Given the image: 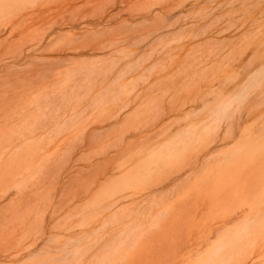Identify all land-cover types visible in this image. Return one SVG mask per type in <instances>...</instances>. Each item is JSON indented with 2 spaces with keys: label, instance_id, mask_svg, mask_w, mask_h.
<instances>
[{
  "label": "rangeland",
  "instance_id": "rangeland-1",
  "mask_svg": "<svg viewBox=\"0 0 264 264\" xmlns=\"http://www.w3.org/2000/svg\"><path fill=\"white\" fill-rule=\"evenodd\" d=\"M263 50L264 0H0V264H67L54 259L90 246L70 264L109 263L124 240L111 264H264V221L249 223L264 217V84L214 142L147 163L244 86ZM235 152L242 161L223 162Z\"/></svg>",
  "mask_w": 264,
  "mask_h": 264
},
{
  "label": "bare ground",
  "instance_id": "bare-ground-1",
  "mask_svg": "<svg viewBox=\"0 0 264 264\" xmlns=\"http://www.w3.org/2000/svg\"><path fill=\"white\" fill-rule=\"evenodd\" d=\"M88 1V0H87ZM196 1H199V0H196ZM187 2V1H186ZM36 3V2H35ZM188 4V3H187ZM181 6V5H180ZM185 6V5H184ZM194 6V5H193ZM14 8V7H13ZM45 9V8H44ZM62 15V14H61ZM104 15V14H103ZM59 19V18H58ZM25 21V20H24ZM27 21V20H26ZM51 21V20H50ZM64 22V21H63ZM30 23V22H29ZM55 23V22H54ZM39 24V23H38ZM66 25V24H65ZM95 26V25H94ZM59 27V26H58ZM70 30V29H69ZM73 30V29H72ZM75 30V29H74ZM31 40V39H30ZM179 40V39H178ZM177 40V41H178ZM32 41V40H31ZM21 42V41H20ZM179 42V41H178ZM31 43H29V45H30ZM33 44V43H32ZM23 45V44H22ZM22 51V50H21ZM175 51V50H174ZM263 52H264V50H263ZM167 55V54H166ZM261 55V54H260ZM165 56V55H164ZM174 57V56H173ZM173 57H171V58H173ZM175 58V57H174ZM174 58H173V61H174ZM176 59V58H175ZM163 60V59H162ZM166 61V60H165ZM165 63V62H164ZM163 63V64H164ZM158 64H159V62H158ZM163 64H161V65H163ZM152 65H154V64H152ZM160 65V66H161ZM156 66H157V63H155V65L153 66V68H156ZM164 66V65H163ZM163 69H166V67H163ZM153 72V71H152ZM141 76V77H140ZM140 76H137V78H139V80L140 81H144V77H142V75H140ZM234 79V76H233V74L232 73H230V74H228L227 76H226V78H225V80L224 81H226V82H230V81H232ZM126 80V79H125ZM132 80V79H131ZM130 80V81H131ZM115 81V80H114ZM135 81V79L132 81V82H129V83H125V84H123V83H120L119 84V82L118 81H115V82H113L112 81V85L114 86H116L114 89H115V91L114 92H112V93H110L109 92V90H108V87H107V91H106V88H105V95H103V96H99V97H96V99L93 101L94 102V105L96 106V105H98L99 107H100V105L99 104H103L104 105V103L105 102H107V101H110V100H114V99H117L118 97H120V96H122V95H125V93L128 91L127 90V88L130 86V85H128L127 86V84H131V85H133L134 83H137V81L136 82H134ZM103 82H105V81H103ZM102 81H101V83H103ZM124 82V81H123ZM100 83V82H99ZM111 83V82H110ZM114 83V84H113ZM264 84V65L260 68V70H258L257 72H255L252 76H250V78L248 79V81L245 83V85L244 86H242L241 88H237V89H235V91L232 93V95H223V94H221V93H217L216 94V96H215V98H214V100H213V102L211 103V104H208V105H204L203 106V108L201 109V111L199 112V114L197 115L198 117H195V118H193V119H190V120H188L187 121V123H186V125L184 126V127H182V128H180L178 131H176V133L173 135V137L170 139V140H168V141H166L165 143H162V144H159V145H157V151H156V154L155 155H153V156H150L149 157V159H148V161H147V163H148V165L149 164H154V165H157L158 163L159 164H163V161H165L164 162V164L167 162V160H171L172 159V161H174L173 160V157L174 158H176L175 160H179V157L181 156V153L182 154H184V153H188V150H190V148L191 147H201V146H204V144L203 143H207L206 141L207 140H210V136L212 135V134H214L215 133V130H217L220 126H221V124H222V122L225 120V118L227 117V116H229V115H231L232 113H234L236 110H238L239 108H240V106L245 102V100H246V98L251 94V93H253L255 90H257L258 88H260L262 85ZM103 85V84H102ZM111 85V86H112ZM91 86V85H90ZM89 86V90H90V87ZM107 86V85H106ZM128 93H129V91H128ZM100 95V94H99ZM80 102V101H79ZM91 102V101H90ZM83 103V102H82ZM107 104V103H106ZM76 105H78L77 103H76ZM92 105V104H91ZM103 105H101V106H103ZM93 106V105H92ZM95 106H93V107H95ZM105 106V105H104ZM193 106V105H192ZM191 106V107H192ZM99 107H98V109H99ZM103 108V107H102ZM185 109H186V107H185ZM198 109V108H197ZM196 108H195V110H197ZM35 110H36V108H35ZM43 110V109H42ZM89 110V109H88ZM101 109H99L98 111H100ZM190 111H192L193 112V110L192 109H189ZM183 111V110H182ZM31 112V111H30ZM76 112V111H75ZM101 112V111H100ZM99 112V113H100ZM36 113V112H35ZM79 113V112H78ZM185 113V112H184ZM26 114H28V113H26ZM76 114V113H75ZM98 114V113H97ZM24 116V115H23ZM43 116V115H42ZM76 116H78V115H76ZM79 117H81V116H79ZM78 118V117H77ZM79 119V118H78ZM40 120V119H39ZM69 120V119H68ZM20 121V120H19ZM18 121V122H19ZM34 122V121H33ZM41 122H43V121H41ZM68 122H71V121H67V123ZM37 123V122H36ZM66 123V124H67ZM71 123H74L75 124V121L73 122H71ZM42 124V123H41ZM45 124V123H44ZM58 124H59V122H58ZM58 124H56V125H58ZM63 124H65L64 123V121H63V123H62V125ZM55 125V126H56ZM67 125H69V123L67 124ZM72 125V124H71ZM22 126V125H21ZM61 126V124H59V126H56L57 127V129H62V127H60ZM35 127V126H34ZM11 128V127H10ZM26 128V127H25ZM32 128V127H31ZM30 128V129H31ZM24 129V128H23ZM29 129V130H30ZM63 129H64V127H63ZM31 134V133H30ZM21 136V135H20ZM213 136V135H212ZM215 136V135H214ZM213 139V138H212ZM211 141V143L212 142H214V141H212V140H210ZM208 143H209V141H208ZM210 143V144H211ZM199 144L201 145V146H199ZM206 146V145H205ZM250 146V145H249ZM257 146H259V145H257ZM207 148H208V146H206ZM206 147H204V148H206ZM209 147H212V144H211V146H209ZM248 147V146H247ZM246 147V148H247ZM253 147V146H252ZM203 148V147H202ZM202 148H199V150H201ZM244 148V147H243ZM243 148H239L237 151H239V150H241V149H243ZM257 148V147H256ZM210 149V148H209ZM245 149V148H244ZM249 149H251V147L249 148ZM255 149V148H254ZM203 150V149H202ZM258 150V149H257ZM191 151V150H190ZM208 151V150H207ZM212 151H214V150H212ZM245 151H247V150H245ZM256 151V150H255ZM263 151H264V149H263ZM242 152H244V150H242V151H240L238 154H236V152L235 153H227V154H225V155H223V162H225V163H228L230 166H231V164L233 163H235L234 162V160L235 161H239L240 159H239V157L238 158H236L237 156H235V154L236 155H240ZM262 152V151H261ZM194 153V152H193ZM198 153H200V152H198ZM211 154L213 153V152H210ZM214 153H216V152H214ZM178 154H180V155H178ZM186 154L183 156V157H186ZM189 154V153H188ZM187 154V155H188ZM177 155V156H176ZM190 155H191V153H190ZM197 155V154H196ZM200 155H201V153H200ZM220 155V154H219ZM218 155V156H219ZM176 156V157H175ZM179 156V157H178ZM205 156H207V155H205ZM214 156V155H213ZM212 156V157H213ZM215 156H216V154H215ZM214 156V157H215ZM182 157V156H181ZM203 157V156H202ZM208 157V156H207ZM213 157V158H214ZM240 157H243V159H244V157L245 156H240ZM184 159V158H183ZM205 159V158H204ZM216 159V158H215ZM182 160V159H181ZM246 160V159H245ZM247 160H249V159H247ZM253 161H254V159H252ZM203 161H205V160H203ZM231 161H233L231 164L229 163V162H231ZM240 161H242V160H240ZM171 162V161H170ZM200 162V161H199ZM223 162H222V165H223ZM167 163H169V162H167ZM166 163V164H167ZM207 163H209L208 161H206V165H207ZM225 163H224V167H225ZM245 163V161L242 163V165ZM195 164H196V161H195ZM194 164V165H195ZM227 164V165H228ZM236 164H237V166H238V164H239V168H240V162L239 163H237L236 162ZM235 165V164H234ZM201 167V166H200ZM223 167V168H224ZM232 167V166H231ZM230 167V169L228 170V171H231V168ZM236 166H234L233 168H235ZM190 168H192V167H190ZM227 168V167H226ZM224 169V170H227V169ZM138 169H140L139 170V172L137 171V173H134V174H130L129 176H128V179H127V183L126 184H124L123 185V187L127 190L128 188H130L131 187V183L133 184H135L136 182H137V184H138V182L140 181V180H142V172H143V175H144V173H145V171H147L148 172V169L145 167L144 168V166H142V167H140V168H138ZM219 169V168H218ZM236 169V168H235ZM221 170H223V169H221ZM234 170V169H233ZM185 171H186V169H185ZM184 171V172H185ZM181 172V171H180ZM193 172H195V171H193ZM224 172V171H223ZM234 172V171H233ZM189 173H191V172H189ZM216 173H217V171H216ZM224 173H226V172H224ZM229 173V172H228ZM231 173V172H230ZM229 173V174H230ZM237 173V172H236ZM240 173V172H239ZM238 173V174H239ZM221 174H223V173H221ZM228 174V175H229ZM235 174V173H234ZM187 175H189V174H187ZM216 175V174H215ZM225 175V174H224ZM228 175H225V176H228ZM232 175V174H231ZM236 175V174H235ZM145 177V176H144ZM143 177V178H144ZM222 177V176H221ZM230 177V176H229ZM219 178V177H218ZM220 179V178H219ZM133 189V188H132ZM264 189V188H263ZM130 190V189H129ZM264 190H262L261 192H263ZM135 194V193H134ZM138 194V193H137ZM261 195H262V193H260ZM261 202V201H260ZM260 202H256V203H259L260 204ZM123 203V202H122ZM264 204V202L262 203V205ZM251 205V204H250ZM254 205V204H253ZM258 204H256V208H255V210L256 209H258L259 208V206H257ZM261 205V206H262ZM111 206H113V205H111ZM258 207V208H257ZM262 208H263V206H262ZM261 210V209H260ZM259 214V213H258ZM263 218V219H262ZM43 219V218H42ZM255 219V218H254ZM250 220V218H249V223L251 222L252 223V221H254L253 223H254V225L256 226L261 220H263L264 221V217L263 216H261V217H259L257 220ZM114 221V220H113ZM38 222V221H37ZM88 222V219H85V218H83L82 220H81V223L83 224V223H87ZM245 223H247V221L245 222ZM261 223V222H260ZM262 224V223H261ZM250 225H252V224H250ZM260 225V224H259ZM246 226V225H245ZM247 227H249L248 225H247ZM254 227V226H253ZM259 227H261V225L259 226ZM250 228V227H249ZM258 228V227H257ZM243 229H244V226H243ZM246 229V228H245ZM245 229H244V232H245ZM260 230V229H259ZM243 231V230H242ZM248 231V228H247V230H246V232ZM253 231V230H252ZM243 232V234H245ZM250 232V231H249ZM123 233H125L122 237L124 238V236H126V237H129V236H131L128 232H122L121 234H123ZM253 233V232H252ZM259 233V232H258ZM120 234V235H121ZM232 234V233H231ZM234 234L236 235L237 233L236 232H234ZM233 234V235H234ZM241 234H242V232H241ZM251 235V234H250ZM249 236V235H248ZM119 237V236H118ZM120 238V237H119ZM241 238V237H240ZM239 238V239H240ZM244 237H242V239H243ZM248 238V237H247ZM86 240H88L87 239V237L85 238ZM232 239V238H231ZM241 239V240H242ZM34 240H35V238H34ZM122 240V239H121ZM120 240V241H121ZM227 240V239H226ZM85 240L83 239V242H84ZM115 241V240H114ZM113 241V242H114ZM119 241V240H118ZM107 242H109V241H107ZM116 242V241H115ZM122 242H125V240L124 241H122ZM122 242H119V245H117V244H115L114 246H112V248H109V251L111 250V252L112 251H114L110 256H109V251H107L106 249H104V251L106 252V253H108V258H112V257H114L115 256V253H117L118 252V250L120 249V243H122ZM76 243H77V245L79 244V242L78 241H76ZM75 243V244H76ZM81 243V242H80ZM86 243H87V241H86ZM92 243H94V242H92ZM110 243V242H109ZM112 243V242H111ZM236 243V242H235ZM237 243H238V241H237ZM82 244V243H81ZM81 244H80V246H81ZM85 244V243H84ZM83 244V245H84ZM123 244V243H122ZM223 244V243H222ZM221 244V245H222ZM229 244V243H228ZM74 245V244H73ZM91 245V244H90ZM89 245V246H90ZM95 246H96V243L94 244ZM105 244H103V246H104ZM110 245V244H109ZM111 245H113V244H111ZM110 245V246H111ZM220 245V246H221ZM234 244H232V246H233ZM236 245V244H235ZM234 245V246H235ZM67 247H70L69 245H66ZM87 246V245H86ZM122 246H124V245H121V248H122ZM129 246V245H128ZM31 247V246H30ZM71 247H73V246H71ZM75 247V246H74ZM83 247V246H82ZM91 248H92V246H90ZM127 247V246H126ZM130 247V246H129ZM128 247V248H129ZM66 248V247H65ZM65 248H63V249H65ZM86 248V247H85ZM85 248L83 249V253L84 252H86L87 250H91V248H88L86 251H84L85 250ZM108 248V247H107ZM228 248V247H227ZM232 248V247H231ZM29 248H27V250H28ZM61 249V248H60ZM62 249V250H63ZM71 248H66L65 249V253L62 255V256H60V257H57V259H54V260H56V261H58V262H60L62 259H64V258H66L65 260L67 261V257L68 256H71L72 258H76L77 260H79L80 258H81V260H82V258H84L85 257V255H83V253L81 254V249H77V250H75L74 248L72 249V250H70ZM123 249V248H122ZM121 249V250H122ZM127 249V248H126ZM219 249V248H218ZM222 249V248H221ZM220 249V250H221ZM89 250V251H90ZM124 250V249H123ZM50 251V250H49ZM56 251V250H55ZM64 251V250H63ZM89 251H87V252H89ZM223 251V250H222ZM231 251V250H230ZM18 252V251H17ZM22 252V251H21ZM21 252H19V253H16V254H21ZM27 252V251H26ZM51 252V251H50ZM98 252V251H97ZM101 252H103V251H101ZM121 251H119V253H120ZM221 252V251H220ZM58 253V252H57ZM100 253V252H99ZM119 253L116 255V257L117 256H119L120 257V255H119ZM122 253V252H121ZM217 253V252H216ZM15 254V255H16ZM98 254V253H97ZM103 254L104 255H102V256H105V259L107 258L106 257V254L103 252ZM124 254V253H123ZM8 255V254H7ZM82 255L84 256V257H82ZM87 255H88V253H87ZM126 255V254H125ZM13 256V255H12ZM64 257V258H63ZM222 257H223V255H222ZM230 257V256H229ZM232 257V256H231ZM9 258H11L10 256H9ZM17 258V257H16ZM51 259H52V256L50 257ZM72 258L69 260V261H73L72 260ZM91 258V256L89 257V259ZM97 257H95V259H96ZM104 257H102V259H103ZM111 258H110V260H109V263L107 262V260H106V262H107V264H111L113 261H115V260H111ZM123 258H125L124 256H123ZM1 259H5V258H1ZM0 259V260H1ZM69 259V258H68ZM98 260H99V262L101 261L100 259L101 258H97ZM104 259V260H105ZM114 259H116V258H114ZM119 259V258H118ZM122 259V258H121ZM45 260V259H44ZM53 260V259H52ZM64 260V261H65ZM97 260V261H98ZM117 260V259H116ZM218 260V259H217ZM80 261V260H79ZM85 261V260H84ZM95 262V263H99V262ZM111 261V262H110ZM211 261V260H210ZM213 261V260H212ZM47 262V261H46ZM71 262H67V264L69 263H71ZM81 262V261H80ZM90 262V261H89ZM104 262V261H103ZM105 262V263H106ZM126 262V261H125ZM41 263V262H40ZM42 263H43V261H42ZM49 263V262H48ZM62 263H64L63 262V260H62ZM61 262H60V264H62ZM77 263V262H76ZM88 263V262H87ZM91 263H92V261H91ZM105 263H103V264H105ZM117 263V262H116ZM214 263V262H213ZM44 264V263H43ZM58 264V263H57ZM81 264V263H80ZM102 264V263H101Z\"/></svg>",
  "mask_w": 264,
  "mask_h": 264
}]
</instances>
